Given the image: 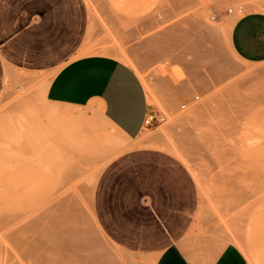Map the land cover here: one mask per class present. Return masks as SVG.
I'll use <instances>...</instances> for the list:
<instances>
[{
  "label": "rangeland",
  "instance_id": "1",
  "mask_svg": "<svg viewBox=\"0 0 264 264\" xmlns=\"http://www.w3.org/2000/svg\"><path fill=\"white\" fill-rule=\"evenodd\" d=\"M83 3L88 21L76 56L107 55L129 65L158 120L127 142L96 108L46 104L52 73H6L0 93V264H24L17 241L25 237L26 207L15 174L25 169L24 181L48 183V168L63 166L74 174L58 187L47 185L43 204L54 222L76 209L79 230L68 240L86 243L81 258L89 256L87 264H154L153 253L109 240L93 212L94 187L106 164L126 148L143 146L167 151L189 173L198 197L196 232L242 251L247 240L264 264V62L242 61L231 49L232 21L224 14L232 7L221 0ZM69 183L78 184L76 192H63V198Z\"/></svg>",
  "mask_w": 264,
  "mask_h": 264
},
{
  "label": "crops",
  "instance_id": "2",
  "mask_svg": "<svg viewBox=\"0 0 264 264\" xmlns=\"http://www.w3.org/2000/svg\"><path fill=\"white\" fill-rule=\"evenodd\" d=\"M243 13L232 21L229 45L242 61L264 62V0H221ZM230 9V8H228ZM228 12V10H227ZM235 15V18L232 16ZM83 0H0V93L12 69L52 73L44 102L96 108L127 142L151 112L137 73L107 55L76 56L86 31ZM196 187L182 164L150 146L126 148L101 171L93 212L101 232L154 264H258L256 246L235 244L193 229Z\"/></svg>",
  "mask_w": 264,
  "mask_h": 264
},
{
  "label": "bare ground",
  "instance_id": "3",
  "mask_svg": "<svg viewBox=\"0 0 264 264\" xmlns=\"http://www.w3.org/2000/svg\"><path fill=\"white\" fill-rule=\"evenodd\" d=\"M20 167L22 166L20 165ZM48 170H50V174H49L50 179H48L50 181H48V183H42L38 180H33V181L31 180L30 182L24 181L23 175L24 173H26L25 169L21 171L18 170L17 171L18 174H15L17 176V180H18L17 183L19 184L18 186L20 187V193H21L20 203L23 208L26 207V212H24L23 217H22L26 221L25 237L22 238V240L18 239L19 241H17L21 254H22L21 257L23 258L22 261H24V264H67V263H71V261H73L76 264H87L88 263L87 259L89 256L87 257L86 260H84L83 258H81L82 254H80L81 252L85 251L86 243H79L78 241H75V242L73 241L74 243L72 242L69 243V241L71 240H68L70 236H74L75 238V233L79 230L78 225H77L79 214L76 211V209H73V208L69 209L66 215H64L65 211H63L62 214L65 216V220L66 218L68 219V222H66L67 220L63 221L64 217L63 219L62 217L56 218L55 222L53 221V218H52L51 219L53 221L52 222L51 220L47 218L49 217V215L46 216V214L49 213L48 212L49 210L48 211L46 210L48 206L45 204L47 206V208L45 209L44 204H43L45 203L43 201V198L45 197V195L43 196L44 194L43 190L47 187V185L50 188L52 186V189H53L54 187L57 186V184L59 185L62 181L65 182L66 180L64 181L63 179L67 178V176L68 178L71 177V174L72 173L74 174L73 172L74 169L73 167L63 166L61 168L60 167H54V168L49 167ZM34 178L36 179V177ZM69 184H72V183H69ZM77 185H78L77 183H73L70 186L67 185L68 187L67 188L65 187V191L61 190L62 191L61 196L64 194L63 192H65L66 195L69 193V196L75 194ZM60 187H63V186H60ZM63 190H64V187H63ZM49 191L50 190H48V192ZM55 191L56 190H54V192ZM62 197L64 198V196ZM44 200H46V198ZM46 211L48 213H46ZM59 215L60 214H58V216ZM62 221L65 222L66 223L65 226L66 225L67 226L65 227L66 229H64L63 235L59 236L60 233L58 235L57 225L61 224ZM69 221H71L70 224H69ZM60 232H61V229H60ZM73 240H76V239H73Z\"/></svg>",
  "mask_w": 264,
  "mask_h": 264
},
{
  "label": "built area",
  "instance_id": "4",
  "mask_svg": "<svg viewBox=\"0 0 264 264\" xmlns=\"http://www.w3.org/2000/svg\"><path fill=\"white\" fill-rule=\"evenodd\" d=\"M234 13L235 15H241L243 13V9L242 7H237V8H234V9H228V13ZM198 97L196 96L195 97V100H197ZM181 109H185L186 108V105L183 104L181 105L180 107ZM155 120H158V117L156 115H153L151 113H149L148 115H146L145 119H144V122H143V126L144 127H149L152 125V123L155 121Z\"/></svg>",
  "mask_w": 264,
  "mask_h": 264
}]
</instances>
